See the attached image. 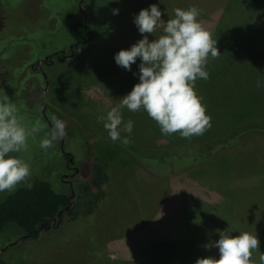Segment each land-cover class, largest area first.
<instances>
[{
  "label": "rangeland",
  "instance_id": "374dc122",
  "mask_svg": "<svg viewBox=\"0 0 264 264\" xmlns=\"http://www.w3.org/2000/svg\"><path fill=\"white\" fill-rule=\"evenodd\" d=\"M153 3L159 0H0V87L2 81L4 86L16 83L29 71L41 75L29 77L20 90L25 123L30 125L27 107L41 113L36 102L45 89L43 101L51 114L65 119L64 112L73 108L104 127L107 111L138 82L139 58L128 71L115 63L114 55L142 38L133 18ZM190 6L200 10L199 20L217 39L221 54L209 58V78L196 81L211 127L188 139L209 140L206 148L225 152L218 156L233 158L232 165L216 168L208 161L185 170L190 164L185 160L162 171L156 166L167 178L143 165L127 166L130 177L119 178L109 170V180L101 184L103 197L89 215L82 214L80 204L77 218L69 220L64 214L36 239L20 240L22 231L11 225L0 235V264H194L199 257H219L217 248L204 245L219 239L217 230L224 229L233 235L256 233L264 252V135L239 132L243 121L264 120V83L257 87V80L264 82V0H160L162 20L172 18L174 9ZM81 19L87 21L90 37L85 45H76L67 28ZM161 34L162 28L154 35ZM18 67L26 73L14 71ZM20 101H14L18 108ZM122 116L134 122V137L151 148L181 137L158 133L159 126L143 110L125 108ZM73 130L94 144L81 126H66V132ZM38 139L29 137L28 151L20 154L31 165L32 177L50 179L69 193L68 183L59 178L60 156L59 162L50 158ZM65 148L75 155V166L80 167L79 160L85 163L81 142L68 141ZM142 150L137 160L143 158ZM91 178L85 167L74 176ZM258 255L253 253L254 258Z\"/></svg>",
  "mask_w": 264,
  "mask_h": 264
},
{
  "label": "clouds",
  "instance_id": "9594fccd",
  "mask_svg": "<svg viewBox=\"0 0 264 264\" xmlns=\"http://www.w3.org/2000/svg\"><path fill=\"white\" fill-rule=\"evenodd\" d=\"M159 4L142 8L134 16L133 22L142 38L114 55L115 63L128 71L137 58L140 63L138 82L103 118L112 142L130 143L134 122L123 120L125 108L131 112L145 111L162 135L179 133L182 138H191L203 135L211 127V118L196 91V81L209 78L206 70L209 58L221 54L217 39L200 22L196 6L174 9L172 18L165 22ZM112 11L116 15L119 9ZM160 28L162 34L155 36ZM147 34L155 38L150 40ZM262 83L257 80V87ZM41 131L44 136L39 147L47 151L65 138L66 122L53 116L50 127L40 119L28 125L16 103L6 93H0V193L15 192L19 186L31 189V165L20 154L28 151L29 137L34 139ZM217 232L219 239L204 247L217 248L219 257H199L194 264H264V252L256 233L242 230L233 235L227 229ZM256 252L259 255L254 258Z\"/></svg>",
  "mask_w": 264,
  "mask_h": 264
},
{
  "label": "trees",
  "instance_id": "16d2710c",
  "mask_svg": "<svg viewBox=\"0 0 264 264\" xmlns=\"http://www.w3.org/2000/svg\"><path fill=\"white\" fill-rule=\"evenodd\" d=\"M67 33L76 45H85L89 41L90 33L87 29L86 20L81 19L72 22L67 28ZM20 38L14 39L20 42ZM14 71L26 73L21 67H18L17 70L14 68ZM29 73L30 75H24L21 77V80H18L16 83L11 81L6 84L3 92L0 90L2 93H6L13 101H18V98L21 100V104H18L20 112L24 111L22 108L24 100L20 98V90L24 87L25 80L29 79V77L33 79H35L36 76L39 78L41 77L40 73L37 71H29ZM6 74L9 73L6 72ZM3 85L4 82L2 81L1 86ZM0 89H2V87H0ZM12 90H14L15 93H13ZM27 116L30 119V124L36 119L42 121L40 113L38 114L37 110L32 107H27ZM54 116L60 119L59 114L58 116ZM64 118L63 120L66 122V126L79 125L85 129L94 140V144L84 142L78 134L73 132V135L82 142L85 147L84 150L87 153L84 164H82L80 160L78 161V165H80L79 169L81 171V169L85 167L87 171H91L92 178L90 181L75 180L73 184L74 198L72 199H69L68 192L57 189L55 183L53 184L50 179H45L43 177H32L31 189L19 186L15 192L0 193V235L5 233L11 225H15L22 231L23 236L20 240L25 238L36 239L42 229L48 228L55 219L60 223L64 214L68 215L69 220L77 218L79 215L78 206H80V204L83 205L82 214L89 215L94 211L97 201L103 197L101 184L104 180H109V170L114 172L113 176L120 178L121 175L122 177L131 176V169L127 167L129 165H143L157 173L155 170L156 166L162 171V169L168 168L169 166L171 167L175 161L189 160L190 164L184 166L185 170L194 167L200 168L203 164L208 163V161L210 165H213L212 167L215 166L216 168L230 167L234 162V160H232L233 158L230 159L224 156H218L225 152L219 153V150L212 151L207 149L205 143L209 140L190 143L188 138L174 137L170 139L167 144H161V147L159 146L160 149H154L145 144L143 145V140H139L141 145L138 144V138H135L134 135L131 134L129 137L130 143L128 145H122L119 141L112 142L104 127L88 122L76 109H68L64 112ZM242 123L243 125L239 128V132L255 131L264 135V120L243 121ZM44 131H46V129ZM44 131L36 135V138H39L38 140L44 136ZM158 133L161 134V132ZM176 134L177 133H174L173 135ZM124 135L127 134L123 133L122 136ZM148 142H150V139H148ZM140 148L143 149V158H141L142 160H137L135 156L138 154ZM145 151H151L153 156L144 155ZM51 153L52 150L49 151L48 155ZM50 156V158L56 159V156ZM149 164H153L155 168L150 167ZM157 175L163 177L161 173H157ZM121 181L123 182L122 178Z\"/></svg>",
  "mask_w": 264,
  "mask_h": 264
},
{
  "label": "flooded vegetation",
  "instance_id": "af4514ba",
  "mask_svg": "<svg viewBox=\"0 0 264 264\" xmlns=\"http://www.w3.org/2000/svg\"><path fill=\"white\" fill-rule=\"evenodd\" d=\"M81 2H82V0H79V3H81ZM61 54L63 56H65L63 50H61ZM58 58L60 59L61 57H58ZM45 60H46V58H44V61ZM25 76H28V75H25ZM42 76L45 78V74L43 72H42ZM1 87H2V89H0V90H3V89H5L6 86L3 85ZM6 89H8V88H6ZM45 94H46V91L43 90L40 97L37 99L36 103L38 105H40V107H41L40 116H41L42 120L44 121L45 125H48L50 127L51 126V117L54 115H53V113L51 114L49 110H47L48 104L43 101V99L45 98ZM49 104H51V105L53 104L52 100L49 101ZM26 106H28V105L26 104ZM56 108L57 107H55V110H56ZM60 119H62V118H60ZM71 127L73 128V125H71ZM73 132H74V130L71 132H66V136L63 140L56 142L52 148L45 151V152L49 153V151L52 150V153L50 155L56 156V159L58 160V162H59L58 158L60 156L61 162H59L60 165L58 166V169L60 168L59 172L61 171L62 173L60 174L59 178H61V181L67 182L69 185V189H70L69 199H72L74 197V189H73V184L75 182L74 176H75V174H78L80 172L79 167L74 165V156L75 155L72 154V152H70L69 150H67L65 148L66 143L68 141L76 140L78 142H81L77 139V137L75 135H73ZM48 161H50V160L48 159ZM49 163L50 162H48V164ZM64 177H66V178L68 177L69 179L64 180L63 179Z\"/></svg>",
  "mask_w": 264,
  "mask_h": 264
},
{
  "label": "water",
  "instance_id": "95a60500",
  "mask_svg": "<svg viewBox=\"0 0 264 264\" xmlns=\"http://www.w3.org/2000/svg\"><path fill=\"white\" fill-rule=\"evenodd\" d=\"M44 91H45V89H44ZM49 227V226H48Z\"/></svg>",
  "mask_w": 264,
  "mask_h": 264
}]
</instances>
